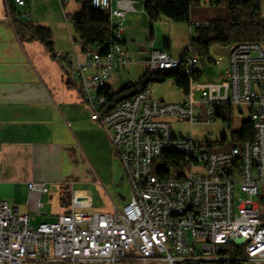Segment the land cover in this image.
<instances>
[{
  "label": "built area",
  "instance_id": "1",
  "mask_svg": "<svg viewBox=\"0 0 264 264\" xmlns=\"http://www.w3.org/2000/svg\"><path fill=\"white\" fill-rule=\"evenodd\" d=\"M91 5L107 12L111 36L86 51L75 36L73 53L58 59L88 104L90 118L108 136L129 181L130 200L113 212L89 213L92 191L71 184L65 212L32 225L39 195L48 188L29 182L27 202L34 206L29 212L0 198V264H264V41L229 48L224 72L208 81L201 78L202 67L216 64L211 57L191 52L175 57L151 41L144 62L151 71L181 69L188 81L184 100L154 99L148 87L105 111L102 89L112 71L136 59L122 44L125 10L112 0ZM190 24L207 27L208 21ZM227 106L231 113L247 111L251 140L222 151L192 131L174 134L173 119L191 127L207 124L222 120L216 113ZM168 153L182 160L154 173L153 163Z\"/></svg>",
  "mask_w": 264,
  "mask_h": 264
},
{
  "label": "crops",
  "instance_id": "2",
  "mask_svg": "<svg viewBox=\"0 0 264 264\" xmlns=\"http://www.w3.org/2000/svg\"><path fill=\"white\" fill-rule=\"evenodd\" d=\"M69 1L76 2L66 3ZM73 3V12H68L61 0H24L22 5L0 0V198L21 212H29L34 206L27 202L28 183L47 186V192L39 195L41 207L32 225L52 221L66 210L52 212L44 196L49 195L50 202L58 201L71 184L113 182L116 161L121 166L108 136L90 118L88 104L79 89L68 83L65 64L58 59L74 50L72 39L76 35L67 14H74L80 6ZM149 3L112 0L114 6L125 10L121 33L125 52L143 60L151 41L155 48L171 47L169 43V48L164 43L157 47L152 25L159 22L151 21ZM18 21L49 28L53 51L38 38L29 40L18 35ZM149 26L152 39L142 45V30ZM122 70L111 73L108 86L112 88L111 78Z\"/></svg>",
  "mask_w": 264,
  "mask_h": 264
},
{
  "label": "trees",
  "instance_id": "3",
  "mask_svg": "<svg viewBox=\"0 0 264 264\" xmlns=\"http://www.w3.org/2000/svg\"><path fill=\"white\" fill-rule=\"evenodd\" d=\"M67 0H61L65 4ZM79 9L71 14L73 31L82 40L81 50L86 51L96 44L104 43L111 36V25L107 12L95 9L91 0H75ZM226 10V18H215L208 21L207 27H195L196 37L190 40L182 55L191 52L193 55L204 59L210 57L213 46L231 48L242 42L264 41V18L261 15L263 0H219L216 2ZM149 16L153 23L162 20L173 22H188L193 6L200 5L198 0H150ZM15 30L23 39L38 38L45 43L50 52L53 51L52 33L49 28L36 25L30 21H18ZM165 48H169L168 40H165ZM172 81L185 94L188 89L186 76L181 69L163 70L153 73L147 69L138 83H128L121 89L114 91L110 86L102 89L106 98L105 111L113 109L118 103L129 99L137 93L144 91L151 82ZM70 84V81L68 82ZM230 107H226L222 113L216 115L223 121L230 120ZM253 129L248 120L242 123L239 130L232 132V141L242 143L252 139ZM164 165H177L182 156L176 153L162 155ZM168 161V162H167Z\"/></svg>",
  "mask_w": 264,
  "mask_h": 264
},
{
  "label": "rangeland",
  "instance_id": "4",
  "mask_svg": "<svg viewBox=\"0 0 264 264\" xmlns=\"http://www.w3.org/2000/svg\"><path fill=\"white\" fill-rule=\"evenodd\" d=\"M69 1L65 3V10L73 12ZM73 5H76L73 3ZM226 10L218 5L216 2L202 3L198 6H193L191 9V16L188 22H173L170 20H164L157 24L152 25L155 27V37L157 39V47L165 44V40H168L170 48L168 51L175 57H179L183 50L189 46L190 40L196 37L197 33L195 27L191 26L189 22H205L215 18H226ZM261 15L264 18V0L261 8ZM71 16L68 15V17ZM151 26L142 30L141 39L142 45H146V42L151 41L152 35L150 34ZM146 40V41H145ZM229 48L222 46H213L210 50V57L216 62L206 64L202 72V80H214L224 72V69L228 65ZM138 58V59H137ZM143 57L134 56L135 62L130 63L123 69L119 75L115 74L110 84L114 91H117L127 85L129 82L138 83L141 76L145 73L149 67L142 59ZM150 70V69H149ZM114 71V70H113ZM112 71V72H113ZM149 89L152 92V97L164 102H181L184 100L183 91L178 88L172 81L159 83L151 82ZM247 120V111L234 110L230 115V125H227L226 121L216 119L207 124H197L193 127L185 119H173L172 129L175 135L185 134L193 132L194 135L202 141L204 144H210L213 150H229L233 146H239V143L232 141V132L239 130L242 123ZM116 166L113 169L112 177L113 182L105 183H84L78 182L73 185V189L89 188L92 191V204L93 206L87 211L89 213L98 212H113L114 205L121 209L130 200V185L127 177L124 174L122 166L116 161ZM164 168L162 159H158L153 163V172L157 173L158 170ZM70 190V189H69ZM45 200L50 204L52 212H59L67 208L69 201L72 198L70 192L63 193L58 201L50 202L49 195L44 196ZM61 207V208H60ZM63 207V208H62ZM65 207V208H64ZM43 220L41 216L38 218Z\"/></svg>",
  "mask_w": 264,
  "mask_h": 264
},
{
  "label": "water",
  "instance_id": "5",
  "mask_svg": "<svg viewBox=\"0 0 264 264\" xmlns=\"http://www.w3.org/2000/svg\"><path fill=\"white\" fill-rule=\"evenodd\" d=\"M153 73H158L156 70H152Z\"/></svg>",
  "mask_w": 264,
  "mask_h": 264
}]
</instances>
